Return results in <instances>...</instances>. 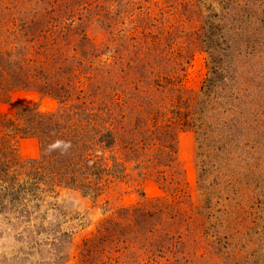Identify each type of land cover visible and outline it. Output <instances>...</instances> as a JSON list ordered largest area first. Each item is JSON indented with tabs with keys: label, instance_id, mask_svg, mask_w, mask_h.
Listing matches in <instances>:
<instances>
[{
	"label": "rangeland",
	"instance_id": "obj_1",
	"mask_svg": "<svg viewBox=\"0 0 264 264\" xmlns=\"http://www.w3.org/2000/svg\"><path fill=\"white\" fill-rule=\"evenodd\" d=\"M0 264H264V0H0Z\"/></svg>",
	"mask_w": 264,
	"mask_h": 264
},
{
	"label": "trees",
	"instance_id": "obj_2",
	"mask_svg": "<svg viewBox=\"0 0 264 264\" xmlns=\"http://www.w3.org/2000/svg\"><path fill=\"white\" fill-rule=\"evenodd\" d=\"M46 116H47V115H46ZM108 133H109V132H105V134H106V135H107ZM106 143H108V144H109V143H110V142H109V140H108Z\"/></svg>",
	"mask_w": 264,
	"mask_h": 264
}]
</instances>
